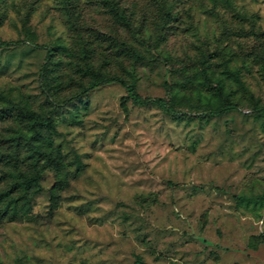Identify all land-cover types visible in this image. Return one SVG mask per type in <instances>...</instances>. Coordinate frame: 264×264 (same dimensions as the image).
<instances>
[{
  "label": "rangeland",
  "instance_id": "obj_1",
  "mask_svg": "<svg viewBox=\"0 0 264 264\" xmlns=\"http://www.w3.org/2000/svg\"><path fill=\"white\" fill-rule=\"evenodd\" d=\"M261 107L264 0H0V264H264Z\"/></svg>",
  "mask_w": 264,
  "mask_h": 264
},
{
  "label": "trees",
  "instance_id": "obj_2",
  "mask_svg": "<svg viewBox=\"0 0 264 264\" xmlns=\"http://www.w3.org/2000/svg\"><path fill=\"white\" fill-rule=\"evenodd\" d=\"M112 8L118 12L119 6L118 3L115 1H109ZM119 13V12H118ZM84 72L92 76L96 83H102V82H110V83H121L127 91V95L125 96L122 106L124 108V111L128 113L129 107L127 104V101L130 100L135 104H145L149 101V98L142 97L141 94L138 92L136 86L133 83H130L128 81H125L123 79H120L119 77L110 76L107 78L101 77L99 73H97L92 67H85ZM203 80L204 84L210 89L215 91L216 93L223 95L224 91V85L220 82L214 81L212 76L207 72V70L203 69ZM167 96L170 98H174L175 95L172 91V88L169 86L167 91ZM157 102L166 110L169 112H173L174 110L169 106H166V103L163 99H158ZM238 106L235 103L233 99L230 97H226L224 102L216 106L215 108H207L206 111L209 116H216L219 114H223L226 112H229L233 109H237ZM259 111L264 112V107L259 108ZM27 115L29 117H32L36 122L41 124H51L52 123V117L51 116H43L37 112L34 111H28ZM38 151L42 153V151L38 148ZM15 160L18 161L17 155H12ZM19 175L16 176L17 179H14V181L10 182L8 184V188L2 187L0 188V205L3 206L2 210H0L1 217L8 216L9 220H15L22 216L24 213L21 212V208L24 206L29 207L31 204L32 196L34 192H30L31 187H34L39 185V180L34 178H28L25 176ZM18 191H21L20 194H18ZM239 201H248V202H261L264 199L263 195L259 196H240L237 198ZM21 207V208H20ZM139 264H145L142 260L137 261Z\"/></svg>",
  "mask_w": 264,
  "mask_h": 264
}]
</instances>
